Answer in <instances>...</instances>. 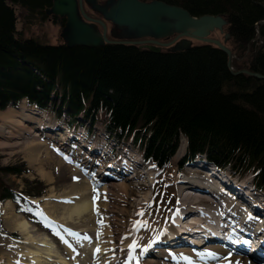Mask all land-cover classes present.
Instances as JSON below:
<instances>
[{"label":"trees","instance_id":"16d2710c","mask_svg":"<svg viewBox=\"0 0 264 264\" xmlns=\"http://www.w3.org/2000/svg\"><path fill=\"white\" fill-rule=\"evenodd\" d=\"M166 1L193 15H225L228 43L245 61L235 60L236 65L264 73V0ZM51 2L0 0L1 109L24 97L46 105L55 90L71 113L101 117L118 135L139 139L146 157L158 165L183 132L188 155L203 152L237 172L251 170L264 186V77L234 74L227 54L213 44L156 52L120 43L50 44L21 34L16 7L45 17ZM26 171V164L0 161V201L17 197L5 176ZM42 191L27 188L31 194Z\"/></svg>","mask_w":264,"mask_h":264},{"label":"rangeland","instance_id":"374dc122","mask_svg":"<svg viewBox=\"0 0 264 264\" xmlns=\"http://www.w3.org/2000/svg\"><path fill=\"white\" fill-rule=\"evenodd\" d=\"M16 8H17L16 9L17 28L20 29L19 31L21 30L24 31V32L21 31V34L27 37H35L42 42H54V43L63 42L61 31L64 26V22H62L61 19H63L64 17L61 19L59 18L54 19L53 17H49V16L43 17V14L41 12H38L37 14L33 13V15H30L28 14V11L25 8L22 9L19 6H17ZM85 9L88 13H90V15L96 14L93 11V9L87 4H85ZM215 34L222 35L219 31H216ZM253 48L254 45H251V49ZM244 62H245L244 59L240 61V63L242 64ZM35 71H37V69H35ZM1 111H5V110H1ZM42 115L45 118L51 120L52 123L55 122L54 119L55 114H53L52 112L46 111L45 114L42 113ZM67 118L68 116L66 117L62 115L61 119L59 121L57 120V124L59 125V131L65 136L67 135L73 136L71 138V143H72L71 145L78 146L81 142L80 139L82 137L80 133L81 130L83 129L82 127L84 126H79V129L69 128L65 126V122L67 121ZM1 122L2 119H0V124ZM40 130L41 133L43 134L46 135L51 134L48 131L46 132V129L44 128H40ZM49 130L52 129L50 128ZM44 137L45 138L42 139L39 137L38 138L34 137L32 136V133L29 134L28 131L27 133H25V136H23V140H21L20 138H14L10 136H6V137L0 136L1 163L3 165H21L25 163L28 168L29 167L31 168V171L25 172L22 175L8 174L5 177L9 183L13 184L14 186H17L19 190L28 188L30 190L36 191L38 190V188H43V185L45 184V187H47L46 195L43 198L34 199L33 202V205L36 208L39 207L41 209L39 210L36 209L35 211H29L30 213L29 216H32L33 218L32 221L30 222L33 225V228H35L33 233L36 235L40 233L48 234L50 237H52V239H54L57 242L58 248L67 257L68 254L66 251V246L68 244L74 246L75 249H79V251L75 250L76 258L74 260H76L77 264L78 263L95 264L92 263V261H95V258L91 260V258L87 256V254L90 255L91 249L90 252L87 250V248L84 249L83 243L86 244L87 246H90L89 245L90 240H93L94 243H96L103 239L101 237L100 232H96L95 229L94 230L91 229L90 221L87 218L88 215L78 219H76L75 217L73 219L71 218L68 220L66 219L65 221L64 220L59 221L58 220L59 218L56 217L57 221L60 222L57 224H61V229L58 228L59 230L58 231L57 228L55 227L56 224H54V222L52 221V219H55L54 215L52 214H54V212L58 216L59 214L60 215L66 214L62 212L61 204L66 203L67 205H72L74 200L77 201L80 199L78 195H76L78 193L76 192L74 193V191H76V189L73 188L74 186H76L74 183H79L78 182L79 180L87 176L88 178H90L89 184L91 186V181L94 180L93 175L94 174L97 175V173H95V171L92 169H89V173H86L85 168L88 169L86 165L81 163H74L70 161L68 158H66L67 154L70 156V152L66 153L65 151L67 148L62 147L61 143H59L58 141H54L55 148L52 149L48 148L47 145H44L39 155L35 151L24 147L25 145L23 143H20V141H26L27 138L29 139V141L38 140V139H40V141L42 140L51 141L53 139L52 138L50 140L48 139V137L46 136ZM93 139L94 138L92 137H87V139H85L83 142L88 143L90 141H94ZM8 144H10V146H7ZM127 148L130 149L129 145L127 146ZM130 153L135 154V150L131 151ZM99 157L100 155H95V156L93 155L94 161H97V163H99L100 162ZM178 157L179 156H177V159L175 160L172 159V161L166 167L157 169L154 166L153 167L151 166V168H149V171L148 173H146L145 177L151 179L153 178L154 182L157 181L156 186L155 184H151V185H146L145 183L143 184L144 176L142 174H141L142 176L139 177L133 176L131 178L129 175V178L124 177L123 179H119L118 177H116L113 179H108V181L102 180L100 184L93 186L92 193H90V200L93 201V205L96 211V213H92L95 215V217L94 219L91 220L92 224L94 225V228L97 227V229L103 231L110 226L107 223V220L109 218L113 216L118 217L119 219H115V222H113L111 226L114 229L118 230V232L113 234V236L117 237L116 238L117 240H115V242L118 245L121 244V241H123L121 239H124L125 236L128 235L124 233L123 234L119 233V231L122 228L128 227L129 229L131 228V231L133 230L134 232L139 228L138 231L140 232L141 226L146 225L147 221L151 222V224L154 225V228H150V229L159 230L157 233L159 232L168 233L169 231H172V229H170L171 226L170 220L173 215V213L171 215V209L173 208L176 209L178 207L179 195L181 200V196H184L186 194V192L181 194L178 193L180 190L178 186L180 187L181 184L180 181H182V179L184 178L181 175V172H179L177 167L178 165L177 161L179 159ZM104 163L106 164L108 163V161H105ZM94 167L99 168V166H94ZM108 167L111 168L110 166ZM229 171L231 175L239 177L240 179H248V177L250 178L251 176V174L248 171L239 175L230 169ZM187 179H189V176L187 177ZM28 181H30V183ZM97 181H94V183H96ZM184 181H188V180H184ZM123 183L125 187L122 186ZM235 187L237 186L235 185ZM88 190H90V187L88 188ZM161 190H162L161 196L163 195V200L160 199L161 196L160 197L158 196ZM46 204L48 205V207L46 206ZM12 206L13 208H11V211H15V212H16V206L17 207L21 206L22 208L24 207L21 203L17 204L14 203L13 201H12ZM185 211L186 208H184L183 205L180 204V206L176 210V214L174 218L178 216L180 213ZM38 213L41 214V218L38 216ZM21 215L25 216L24 214ZM51 216H53L52 219ZM188 216H191V214H189ZM150 217H152V219ZM35 219H37L38 222H36ZM96 219L99 220V222H97ZM190 219L194 220L195 218L193 217ZM0 220H1L0 229L4 230V231H0V264H6L7 262L9 263L10 261L9 259H12L13 257H19L20 256L19 253L24 251L25 247H27L26 244L28 243H24L20 241L26 238L25 235L18 230L8 228L5 225L2 216ZM82 228L83 229L88 228V230L85 232H80L82 234L80 236L77 235L78 239L81 240L78 241L76 240V238H74L75 236H73L70 231H74L77 234L79 229ZM61 230L63 233L67 231L69 233V236L68 235L62 236L60 233ZM13 233H15L16 235H13ZM12 237L18 238L19 241H16ZM108 238H109L108 236H105L104 241L101 242H103L104 244L106 242V239ZM9 242L13 245L11 246L12 248H10ZM97 246L96 248H98ZM171 246L174 247V245L172 244ZM156 247H161V246L157 245ZM199 247H201V249L203 248V246H199ZM150 253L153 254L152 252ZM226 257H228V255L225 256V258ZM246 257L250 258L249 256ZM159 259L164 260L163 258H159ZM158 261L160 262V260ZM221 261L222 259L217 260L218 263H220ZM141 262L144 263L146 261H144V259L142 258ZM10 263H14V261L12 262L10 261Z\"/></svg>","mask_w":264,"mask_h":264},{"label":"bare ground","instance_id":"6f19581e","mask_svg":"<svg viewBox=\"0 0 264 264\" xmlns=\"http://www.w3.org/2000/svg\"><path fill=\"white\" fill-rule=\"evenodd\" d=\"M85 4H87V5H89V4L85 3V2L83 4L84 10L86 11ZM88 14L90 15V13H88ZM215 15H217V14H215ZM220 15H222L223 17L226 18L225 15H223V14H220ZM61 17H64V16H61ZM0 119H2V122L0 124V136H3V137L10 136V137H14V138H20L21 140H23V136H25V133H27V131H28V133L29 134L32 133V136H34V137H37V138L39 137L42 139V138H45L44 136H46V137H48V139H52L51 134L43 136L42 135L43 133H41V134L39 133V132H41L40 129L36 130V128H39V125L35 126V125H33V122L36 121V119H38V118L36 116H34V114L32 112H29V111L25 112V110L21 111L20 109H16L14 107H9L5 111H0ZM44 129H50V128H44ZM59 134H61V133L59 132ZM62 138L65 139V137H63V135L60 139H62ZM52 140H54V139H52ZM52 140L51 141H48V140L40 141V139H38V140L29 141V139L27 138L26 141H20V143H23L25 145L24 147L35 151L39 155V153L42 151L44 145H47L48 148H50V149L54 148L55 143ZM128 143H130V142H128ZM7 146H10V144H8ZM185 146H186L185 140L182 138L181 141L179 142L177 152L174 153V155H173V157H174V158H172L173 160L177 159V156L181 157L180 153L185 148ZM65 152L66 153L70 152V150L66 149ZM202 155L204 157H206L204 154H202ZM66 158L73 161L74 163H81V164L86 165V167H88V169H86V173H89V169L93 170L94 160L90 154L82 157L79 155V152H76V153L72 152V154L70 153V156L67 154ZM213 170H215L216 173H219V171L216 170L215 168ZM101 175L102 174H98V176H101ZM83 176H86V175H83ZM98 176H96V179H95V181H97V180L98 181L96 183H94V180L91 181V186L89 184L90 178H88L87 176L83 177V179L79 180L78 181L79 183H74L76 185L73 187L74 189H76V191H74V193L75 192L78 193L76 195H78V197L80 199L77 201L74 200L72 205H67L66 203L65 204L62 203L63 205L61 204L62 212L66 213V214H63V215L59 214V216L55 212H54V214H52L55 217V219H53V220L56 224L60 223L59 221H62V220L65 221L66 219L67 220L70 218L73 219L74 217L76 219H78V218H82V217H85L86 215H88L87 218L90 221L91 229H93V230L95 229L96 232H100L101 237L103 239V240H100L96 243H94L93 240H90V243H89L90 246H87L86 244L83 243L84 249L87 248V250L89 252L91 249L90 255L87 254V256L89 258H95V261H92V263H95V264H119L121 262V264H140V262H141L139 260L140 256L143 255V253L147 254V253L152 252L154 255L148 256L146 259V263L142 262V264L165 263V262H163V260H162V262L159 263V261L157 260L158 259L157 256H166V257H169L171 259L174 258V260L176 257H179L178 263H172V261H171L170 263L168 262L167 264H258V262L249 261L245 256H242L241 252H243V250L240 251L241 254L235 255V253L232 252V250L234 248H230L231 245H229V247L228 246L225 247V245L217 244V243L207 244L206 250L200 251L198 253L199 255H197L195 251L192 252L191 250H187L188 247H186V246L185 247L182 246V248H180V249H179V247H177L175 249H172L169 247H158V248H156L157 249L156 250L153 248L151 243L156 242L154 245H156V244L159 245V244H162L163 241L168 240V238H166V236H164L163 233H157L159 231L158 229H156V230L150 229V228H154V225H152L151 222H149V221H147L146 225L143 224L144 226H141L140 232L138 231L139 228L135 232L133 230L131 231V228L129 229L128 227L122 228L119 231V233H122V234L124 233V234H128V235H126L124 239H121V240H123V241H121V244H119V245L116 244L115 240H117L116 239L117 237L113 236V234L118 232V230L114 229L111 226H112V223L115 222V219H119L118 217L113 216V217L109 218L107 220V223L110 226L103 231L97 229V227L94 228V225L92 224V221H91L95 217V215L92 213H96V211H95V207L93 205V201L90 200V193H92L93 186L100 184V182L102 181L98 178ZM116 177H118V176H115L114 178H116ZM216 177H217V175H216ZM111 179H113V178H111ZM193 179H194L193 176L189 177V180H193ZM184 183H191V182L190 181H184ZM195 184H196L195 186L201 185L199 183H198L199 184L198 185L197 182ZM108 186H109V184H108ZM122 186L125 187L124 183L122 184ZM89 187H90V190H88ZM116 188H117V186H116ZM206 188L208 189V188H210V186L206 185ZM179 189H180L179 194L186 192V194L184 196H181V200L179 202V206H180V204L183 205V207L186 208V211L180 213L178 216H176L174 218L175 224H173L174 226L172 229H174L176 226H178V224L182 227V229L177 232L178 235L182 231L184 233L188 232L187 229L195 227V226H196V228L201 229V227L205 226L206 223H207V225H206L207 227H208V225L215 224L216 218L218 219V216H220V215L222 216V214L224 216H226V213L233 215L234 212H236L237 214L239 212L238 208L235 205H233L234 204L233 201H231V200L224 201V200H226V197L219 195L220 200H215V201H216V203H221L223 201L226 204L225 208L224 209H221V208L218 209L215 206H211L212 208H209L208 214L201 213V212H199L200 210L196 207V205L200 201H202L203 198L200 200L199 194L197 195V194L193 193V190H192V192H189V190H191L192 188L190 189L189 187H187L185 185H181L179 187ZM105 190H106V188H105ZM179 197H180V195H179ZM214 205H215V202H214ZM46 206L48 207L47 204H46ZM11 208H13L12 199L7 200V202L2 205V213H3L2 218L4 219L5 225L10 229L18 230L22 234H24L26 238L23 240H20V241H22L24 243H28V244H26L27 247H25L24 251L19 253L20 254L19 257H13L12 259H9L11 262L14 261L15 264H55V263L56 264L57 263L58 264H77L76 260H74L76 258L75 250L79 251V249H75L74 246L68 244L66 246V251H67L68 257L65 256L61 252V250L58 248L57 242L54 239H52V237H50L46 233H40L38 235L34 234L33 232H34L35 228H33V225L31 224L30 220H28L25 216L15 212V211H11ZM189 214H191V216H188ZM56 217L59 218L58 219L59 221H57ZM189 217L190 218L194 217L195 219L192 222H190L191 219ZM239 217H237L234 214L231 222H233V224L235 226L247 225L246 222H244V220H242L241 218L239 219ZM52 218H53V216H51V219ZM150 218L152 219V217H150ZM6 220H8V221H6ZM96 221L99 222V220H97V219H96ZM191 223H193L192 226L189 225ZM233 224H232V226H233ZM80 230L82 232H85L88 230V228H86V229L82 228ZM238 230L240 233L246 232V229H243V228H238ZM70 232L73 236H75L74 238H76V240L81 241L77 237V235L78 236L81 235V234H79V232L77 234L74 231H70ZM105 236H108L109 238L106 239V242L103 244V242H101V241H104ZM154 236H155V239H152ZM13 239H15L16 241H19L18 238H13ZM158 239L160 241H158ZM133 241H136L135 247H131ZM144 245H147V247H143ZM11 246H13V245L10 243V248H12ZM96 246L98 248H96ZM234 246H236V245H234ZM150 247H151V249L149 250ZM170 249H171V251H168ZM237 249L240 250L241 247L238 246ZM155 250H156V252H155ZM212 252L219 253L220 255L214 256L211 254ZM128 255H131L129 258L130 261L126 262L128 259ZM227 255H228V257L225 258V256H227ZM219 259H222V261L220 263L217 262V260H219ZM10 261H9V263L7 262L6 264H14V263H10ZM78 264H80V263H78Z\"/></svg>","mask_w":264,"mask_h":264},{"label":"water","instance_id":"95a60500","mask_svg":"<svg viewBox=\"0 0 264 264\" xmlns=\"http://www.w3.org/2000/svg\"><path fill=\"white\" fill-rule=\"evenodd\" d=\"M84 1L103 18L89 15L84 10ZM46 12L66 17L61 35L69 46L133 43L160 51L168 45L173 50L189 48L193 40H198L215 44L223 50L228 55L227 64L231 70L236 57L226 44L231 37L228 31L225 32L227 18L210 13L193 15L186 7L166 0H105L103 3L99 0H52ZM107 20L115 25L111 36ZM217 29L225 32L224 40L210 35ZM170 36H173L171 40L161 41V38ZM232 72L264 77V73L246 67Z\"/></svg>","mask_w":264,"mask_h":264},{"label":"snow or ice","instance_id":"6c2138e0","mask_svg":"<svg viewBox=\"0 0 264 264\" xmlns=\"http://www.w3.org/2000/svg\"><path fill=\"white\" fill-rule=\"evenodd\" d=\"M135 246H136V241H133L131 247H135ZM143 247H147V245H144ZM211 254L214 255V256L215 255H220L219 253H216V252H212Z\"/></svg>","mask_w":264,"mask_h":264},{"label":"flooded vegetation","instance_id":"af4514ba","mask_svg":"<svg viewBox=\"0 0 264 264\" xmlns=\"http://www.w3.org/2000/svg\"><path fill=\"white\" fill-rule=\"evenodd\" d=\"M56 18H60V16H58V17H56ZM61 18H63V17H61ZM64 19V18H63ZM64 21H65V19H64Z\"/></svg>","mask_w":264,"mask_h":264}]
</instances>
